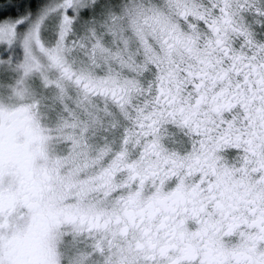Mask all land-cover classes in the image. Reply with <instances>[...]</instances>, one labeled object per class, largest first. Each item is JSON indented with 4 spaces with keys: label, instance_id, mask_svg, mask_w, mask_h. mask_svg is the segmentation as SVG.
Wrapping results in <instances>:
<instances>
[{
    "label": "snow or ice",
    "instance_id": "6c2138e0",
    "mask_svg": "<svg viewBox=\"0 0 264 264\" xmlns=\"http://www.w3.org/2000/svg\"><path fill=\"white\" fill-rule=\"evenodd\" d=\"M0 264H264V0H0Z\"/></svg>",
    "mask_w": 264,
    "mask_h": 264
}]
</instances>
